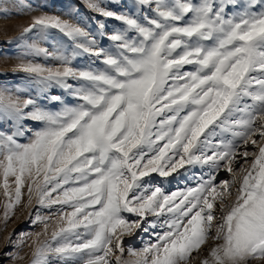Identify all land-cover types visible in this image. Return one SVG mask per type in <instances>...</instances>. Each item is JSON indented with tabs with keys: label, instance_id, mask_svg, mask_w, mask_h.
Segmentation results:
<instances>
[{
	"label": "snow or ice",
	"instance_id": "1",
	"mask_svg": "<svg viewBox=\"0 0 264 264\" xmlns=\"http://www.w3.org/2000/svg\"><path fill=\"white\" fill-rule=\"evenodd\" d=\"M85 2L122 25L100 24L108 47L47 14L8 41L35 88L0 87L5 226L26 189L31 264H190L209 240L200 264H264V0ZM52 32L69 43L43 47Z\"/></svg>",
	"mask_w": 264,
	"mask_h": 264
},
{
	"label": "rangeland",
	"instance_id": "2",
	"mask_svg": "<svg viewBox=\"0 0 264 264\" xmlns=\"http://www.w3.org/2000/svg\"><path fill=\"white\" fill-rule=\"evenodd\" d=\"M98 2L118 13H127L132 10L141 17L147 14V11L138 12L136 10L135 0H98ZM44 14L58 16L69 23L86 27L87 30L97 34L98 41L105 47L109 46V42L106 36L104 38L100 37L99 33L102 31L100 24H104L105 28L103 31L105 33H111L122 27L118 21L99 16L93 12L88 8L85 0H0V87L20 89L21 91L35 88L34 85L27 81L24 73L13 71L18 63L17 57L22 50L15 43H8V41L13 40L19 34L20 28L27 26L33 17ZM60 42L69 43L60 33L52 32L49 39L42 46L49 48L59 47ZM29 59L33 58L29 57ZM35 62L54 66L51 61H46L42 57L35 58ZM74 63H78L80 67H86L92 64L93 61L86 56H82L78 57ZM59 91L57 89L53 94H58ZM248 147L252 148L253 146L249 145ZM200 173L201 169L199 167L190 168L183 175L173 179L170 184L165 182L160 186L169 192L183 189L186 186L194 185L196 177ZM156 179L160 180L159 177ZM218 179L219 181H225L230 180L231 177L228 173L222 171L219 173ZM24 191L25 195L22 203L14 210V214L5 226L3 219L4 198L2 190H0V264H31L32 240L35 239L37 233L43 231L42 225H32L29 221V212L34 210L36 206L34 203L32 206H28L27 190L25 189ZM41 214L44 216L50 215L48 210H42ZM10 234H12V243L8 244L6 243V238ZM143 239H147V237L145 236ZM125 240H134L136 247L141 246L140 238L126 237ZM215 243L217 242L209 240L203 245V250L199 254H193L196 258L190 261V264H200V261L207 257L210 247L214 246ZM128 246L130 245L126 243L125 247L127 248ZM13 255L17 257L16 260L10 258Z\"/></svg>",
	"mask_w": 264,
	"mask_h": 264
}]
</instances>
